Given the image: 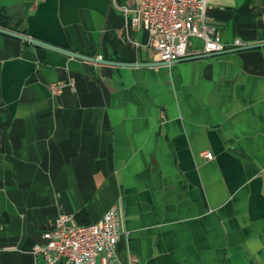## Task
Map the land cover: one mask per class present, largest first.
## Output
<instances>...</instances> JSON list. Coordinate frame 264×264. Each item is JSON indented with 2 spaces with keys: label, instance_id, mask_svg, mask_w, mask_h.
<instances>
[{
  "label": "crops",
  "instance_id": "crops-1",
  "mask_svg": "<svg viewBox=\"0 0 264 264\" xmlns=\"http://www.w3.org/2000/svg\"><path fill=\"white\" fill-rule=\"evenodd\" d=\"M138 1L0 0L19 33L107 61L0 32V264H47L58 215L112 205L110 264H264V44L162 62ZM205 19L264 43V0H207Z\"/></svg>",
  "mask_w": 264,
  "mask_h": 264
},
{
  "label": "built area",
  "instance_id": "built-area-1",
  "mask_svg": "<svg viewBox=\"0 0 264 264\" xmlns=\"http://www.w3.org/2000/svg\"><path fill=\"white\" fill-rule=\"evenodd\" d=\"M207 0H139L129 23L147 33V43L165 63L208 53H218L242 46L239 39L226 44L217 27L205 19ZM202 47L189 51L192 39ZM100 58V57H97ZM65 82L49 83L51 92L59 95ZM204 156L212 158L210 151ZM120 214L110 206L99 221L75 223L72 215L60 214L53 227L42 233L44 244H36L34 252L42 254L47 264H110L116 259V243L120 236Z\"/></svg>",
  "mask_w": 264,
  "mask_h": 264
},
{
  "label": "water",
  "instance_id": "water-1",
  "mask_svg": "<svg viewBox=\"0 0 264 264\" xmlns=\"http://www.w3.org/2000/svg\"><path fill=\"white\" fill-rule=\"evenodd\" d=\"M0 32L8 34V35H11V36H14V37H17V38L22 39L24 41L32 42V43L37 44V45H41V46L49 47V48H52V49H56V50H59L61 52H64V53L72 55V56L81 57V58L92 60V61H96V62H107L104 59H99L97 57L86 56V55H83L81 53H77V52H75L73 50L66 49V48H63V47H59V46L47 43L45 41L30 37V36H28L26 34L15 32V31H12L10 29H7V28L1 27V26H0ZM263 44L264 43H262V44H253V45H245V46H241L239 48L258 47V46H261ZM225 51H227V50H225ZM225 51H221V52H225ZM212 54H215V53H208V54H201V55H197V56H190V57L182 58V59H179V60L190 59V58L201 57V56L212 55ZM179 60H176V61H179Z\"/></svg>",
  "mask_w": 264,
  "mask_h": 264
},
{
  "label": "trees",
  "instance_id": "trees-1",
  "mask_svg": "<svg viewBox=\"0 0 264 264\" xmlns=\"http://www.w3.org/2000/svg\"><path fill=\"white\" fill-rule=\"evenodd\" d=\"M21 23H22V17L20 15L18 17H14L6 10L0 12L1 26L23 33L24 29L21 27ZM82 223H89V222L86 221Z\"/></svg>",
  "mask_w": 264,
  "mask_h": 264
}]
</instances>
